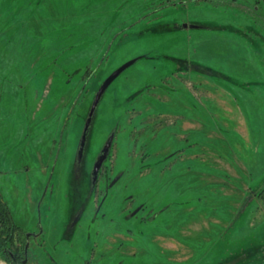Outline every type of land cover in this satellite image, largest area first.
I'll return each mask as SVG.
<instances>
[{"label": "rangeland", "instance_id": "1", "mask_svg": "<svg viewBox=\"0 0 264 264\" xmlns=\"http://www.w3.org/2000/svg\"><path fill=\"white\" fill-rule=\"evenodd\" d=\"M0 193L27 264H264V0H0Z\"/></svg>", "mask_w": 264, "mask_h": 264}, {"label": "trees", "instance_id": "2", "mask_svg": "<svg viewBox=\"0 0 264 264\" xmlns=\"http://www.w3.org/2000/svg\"><path fill=\"white\" fill-rule=\"evenodd\" d=\"M18 231V235L15 234ZM15 241L24 242L21 236L20 226L14 221L11 211L0 193V259L15 264L11 260V251L13 254L19 255L21 252H15Z\"/></svg>", "mask_w": 264, "mask_h": 264}, {"label": "water", "instance_id": "3", "mask_svg": "<svg viewBox=\"0 0 264 264\" xmlns=\"http://www.w3.org/2000/svg\"><path fill=\"white\" fill-rule=\"evenodd\" d=\"M135 61V59H132V60H129L127 62H125L124 64H122L121 66H119L118 68H116L114 71H112L102 82V84L100 85L96 95H95V98L93 100V103L90 107V110H89V113H88V117H87V120L85 122V125H84V128H83V132H82V135H81V140H80V145H79V151L82 150L83 148V145L85 143V140H86V133H87V129L89 128V124L92 120V117H93V113H94V110H95V107L102 95V93L104 92V90L106 89V87L110 84V82L123 70L125 69L127 66H129L130 64H132L133 62ZM112 139H113V135H110L105 144L103 145L102 149H101V152L100 154L97 156L94 164H93V167H92V171H91V174H92V177L95 179L97 174H98V171L102 165V163L104 162V160L106 159L107 157V154L109 152V149H110V146H111V143H112ZM77 218L74 219V221L72 223H74L76 221Z\"/></svg>", "mask_w": 264, "mask_h": 264}, {"label": "flooded vegetation", "instance_id": "4", "mask_svg": "<svg viewBox=\"0 0 264 264\" xmlns=\"http://www.w3.org/2000/svg\"><path fill=\"white\" fill-rule=\"evenodd\" d=\"M84 146H85V143H84L83 148H82L81 151H79V149H78V155H81L82 154V151L84 149ZM102 166H103V164L100 167V170L101 171L103 170L102 169ZM99 174H100V180L99 181L102 182V179H101L103 177L102 172H99L98 171V175ZM108 183H109V181H108ZM111 183H113V182L111 181ZM101 184L102 183H99V185L97 186L98 188L96 187L97 188V192H94L95 195L99 193V189H100ZM103 191H105L104 188H103ZM104 201L105 200H103L100 204H99L100 201L98 202V204L94 208V212L97 211V213H98L100 211V209L102 208V205H103V202ZM136 208H138L137 210H141L143 207H139L138 206ZM75 218H76V216L74 217V219ZM18 226H19V224H18ZM16 231H17V233L15 234V237L18 235V231L19 230L17 229ZM20 232H21V236H23V238H24V242L15 241V245H14L15 249L14 250H15V252L18 251V252H21V253L19 255H15V254L12 253L13 252V250H12L11 251V260L15 264H27L28 261H29L28 248H29V245H30V239H31V237L37 238V236L40 235L41 232H37L36 231V232H32V233L26 234L25 232H22L21 227H20Z\"/></svg>", "mask_w": 264, "mask_h": 264}]
</instances>
